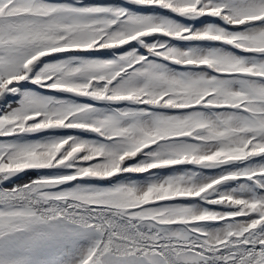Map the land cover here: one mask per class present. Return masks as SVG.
<instances>
[{
  "label": "snow or ice",
  "instance_id": "1",
  "mask_svg": "<svg viewBox=\"0 0 264 264\" xmlns=\"http://www.w3.org/2000/svg\"><path fill=\"white\" fill-rule=\"evenodd\" d=\"M0 264H264V0H0Z\"/></svg>",
  "mask_w": 264,
  "mask_h": 264
},
{
  "label": "trees",
  "instance_id": "2",
  "mask_svg": "<svg viewBox=\"0 0 264 264\" xmlns=\"http://www.w3.org/2000/svg\"><path fill=\"white\" fill-rule=\"evenodd\" d=\"M36 173L30 172L29 175H35ZM27 177H23L22 179H26Z\"/></svg>",
  "mask_w": 264,
  "mask_h": 264
}]
</instances>
